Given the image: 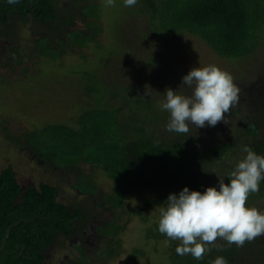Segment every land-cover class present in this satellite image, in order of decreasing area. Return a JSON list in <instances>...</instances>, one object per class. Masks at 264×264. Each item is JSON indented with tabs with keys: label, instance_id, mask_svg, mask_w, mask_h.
<instances>
[{
	"label": "trees",
	"instance_id": "16d2710c",
	"mask_svg": "<svg viewBox=\"0 0 264 264\" xmlns=\"http://www.w3.org/2000/svg\"><path fill=\"white\" fill-rule=\"evenodd\" d=\"M63 1L0 0V40L19 44L21 23L30 22L32 45L28 49L32 52L56 58L74 47L85 46L93 40L91 20L100 18V7L92 0ZM144 3L143 12L150 13L151 26L157 32L169 36L192 34L224 58L250 56L263 40L264 0H144ZM78 21L84 22L85 27L77 28ZM243 125L244 129L236 136L220 141L208 139L201 128L194 140H176L175 136L182 133L165 131L168 140L141 137L129 141L120 131L117 109L98 106L81 112L77 126L50 123L26 134L22 147L46 166L74 175V186L83 193L96 194V184L91 175L83 172L84 165L99 167L125 185L99 200L65 203L58 199L60 188L56 184L40 182L22 189L13 165L8 164L0 170V248L8 228H12L0 253V264H49L56 248L69 256L63 259V264H98L95 256L101 261L117 257L122 249L120 236L125 224H119L120 218L99 222L98 207L111 213L125 208L131 184L153 194L144 205L132 207L127 214L139 215L145 224L147 240L168 242L170 264H209L217 255L224 256L228 264H240V259L242 264H264V235L246 240L241 246L217 238L208 245L210 251L203 259L196 260L191 255H178L175 251L178 241L170 240L157 229L159 213L153 217L148 213L149 209L160 208L169 193L184 186L203 191L217 183L216 174L225 176L227 183L226 176L234 166L226 160L240 153L243 145L264 154V122L247 118ZM263 198L264 181L257 192L249 194L246 206L255 207ZM124 212L119 211V217ZM93 229L98 235L92 236L98 241L97 248L88 243L85 235ZM100 241H105L104 247ZM139 254L142 249L134 247L133 255Z\"/></svg>",
	"mask_w": 264,
	"mask_h": 264
},
{
	"label": "rangeland",
	"instance_id": "374dc122",
	"mask_svg": "<svg viewBox=\"0 0 264 264\" xmlns=\"http://www.w3.org/2000/svg\"><path fill=\"white\" fill-rule=\"evenodd\" d=\"M92 1L101 12L97 21L91 20L93 40L60 57L51 58L28 49L32 36L30 22L21 23L19 44L0 40V170L12 164L24 188L40 182L56 184L60 188L58 199L70 203L99 200L125 185L99 167L84 165L83 172L91 175L96 184V194L83 193L74 186V175L46 166L22 147V137L50 123L77 126L81 112L101 106L117 109L120 131L129 141L141 137L168 140L164 130L168 113L161 110L157 101L162 99L166 88L177 89L182 76L198 65H216L231 75L239 90L225 117L226 123L201 128L208 139L220 141L236 136L244 129L243 121L247 118L264 122V36L252 55L224 58L192 34L169 36L157 32L151 26L150 13L143 12L144 0L129 7L123 0H113L111 4L107 0ZM84 24L78 21L77 28H84ZM94 29H98L96 33ZM178 91L190 94V89L183 85ZM198 129L192 127L189 133L175 138L194 140ZM242 154L241 151L226 162L235 167ZM131 187L121 217L120 209L111 213L98 207L99 222L120 218L119 224H125L120 236L121 253L106 261L98 256L94 259H98V264H170L168 242L147 240L145 224L139 215L127 214L132 207L144 205L153 193L134 184ZM256 203L255 208L264 211V198ZM156 212L159 213V208L148 210L152 217ZM87 232L89 244L97 248L98 241L92 239L98 237L96 230ZM100 242L104 247L105 241ZM134 247L142 249V254L134 256ZM52 252L49 264L62 263L58 261L66 255L57 248ZM239 262L242 264V259Z\"/></svg>",
	"mask_w": 264,
	"mask_h": 264
},
{
	"label": "clouds",
	"instance_id": "9594fccd",
	"mask_svg": "<svg viewBox=\"0 0 264 264\" xmlns=\"http://www.w3.org/2000/svg\"><path fill=\"white\" fill-rule=\"evenodd\" d=\"M113 0H107L111 4ZM126 7L137 0H123ZM183 85L190 94L181 93ZM177 89L166 88L157 103L168 113L165 131L189 133L190 129L214 127L224 121L236 102L238 88L230 74L214 64L195 66L181 78ZM226 123V122H225ZM245 153L225 176L216 174L217 183L203 191L184 186L169 193L159 208L158 231L170 240L178 241L176 253L203 259L210 251L209 244L217 238L229 245L241 246L244 242L264 235V211L246 206L250 193L259 190L264 181V154L243 145ZM209 264H228L217 255Z\"/></svg>",
	"mask_w": 264,
	"mask_h": 264
},
{
	"label": "water",
	"instance_id": "95a60500",
	"mask_svg": "<svg viewBox=\"0 0 264 264\" xmlns=\"http://www.w3.org/2000/svg\"><path fill=\"white\" fill-rule=\"evenodd\" d=\"M22 189H24V187H22ZM11 228H12V226H10V227L8 228L7 233H6V235H5L4 239H3V243H2V246H1V248H0V253L4 250V247H5V245H6V241H7V237H8L9 234H10Z\"/></svg>",
	"mask_w": 264,
	"mask_h": 264
},
{
	"label": "flooded vegetation",
	"instance_id": "af4514ba",
	"mask_svg": "<svg viewBox=\"0 0 264 264\" xmlns=\"http://www.w3.org/2000/svg\"><path fill=\"white\" fill-rule=\"evenodd\" d=\"M89 233L86 231V233H85V235H86V237H88V243H89V238H90V235H88ZM76 239H78V238H76ZM65 258L66 259H68V257H67V255L65 256ZM64 259V258H63ZM58 262H62V264H63V260L62 261H58Z\"/></svg>",
	"mask_w": 264,
	"mask_h": 264
}]
</instances>
